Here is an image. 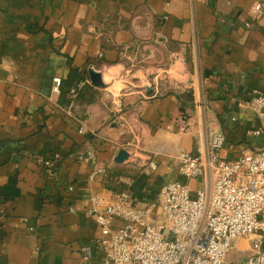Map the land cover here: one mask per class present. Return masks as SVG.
<instances>
[{
  "label": "crops",
  "instance_id": "crops-1",
  "mask_svg": "<svg viewBox=\"0 0 264 264\" xmlns=\"http://www.w3.org/2000/svg\"><path fill=\"white\" fill-rule=\"evenodd\" d=\"M255 2L0 0V264H83L101 236L87 197L113 180L145 202L172 182L195 194L202 181L179 174L176 157L205 154L214 133L226 138L225 158L264 151V137L249 136L264 128L250 107L264 92ZM139 48L144 79L125 90L128 81L108 83L106 71L125 76L121 62ZM90 67L103 70L105 88L92 85ZM87 81L78 99L65 94ZM122 150L130 159L118 164ZM89 154L115 176L91 182ZM55 155L50 170L38 162Z\"/></svg>",
  "mask_w": 264,
  "mask_h": 264
},
{
  "label": "built area",
  "instance_id": "built-area-1",
  "mask_svg": "<svg viewBox=\"0 0 264 264\" xmlns=\"http://www.w3.org/2000/svg\"><path fill=\"white\" fill-rule=\"evenodd\" d=\"M250 14L253 20L264 15V2L256 0ZM87 84L71 90V98ZM54 92L62 94L61 79H55ZM250 107L264 120V92H254ZM122 108L120 101L119 113ZM249 136L264 137V128ZM225 145V136L214 133L205 154L177 155L179 174L202 181L195 194L188 183L172 182L145 202L121 180H113L104 193L90 194L88 215L101 236L83 249V264H264V151L243 149L228 159L222 154ZM59 159L38 162L50 170ZM87 159L94 166L90 181L106 182L107 169L92 154ZM150 169L157 165L151 163Z\"/></svg>",
  "mask_w": 264,
  "mask_h": 264
},
{
  "label": "rangeland",
  "instance_id": "rangeland-1",
  "mask_svg": "<svg viewBox=\"0 0 264 264\" xmlns=\"http://www.w3.org/2000/svg\"><path fill=\"white\" fill-rule=\"evenodd\" d=\"M129 55H133V54H129ZM128 57H125L124 60L121 62L124 64V67L127 70L126 71L127 74L125 73V76H123L124 74L122 75V74L116 73L114 71H112L113 73H111V74H110V72L106 71V78L108 79L109 82H112V81H121V82L126 81L127 82L128 81V83L124 84V86H125L124 90L128 89V87L132 88V86L136 85L137 76H140L144 79L142 74L136 75L138 73L137 71L141 69L140 67H142V64H138V61H135V60H129ZM102 71L103 70H101V72ZM145 80H146V78H145Z\"/></svg>",
  "mask_w": 264,
  "mask_h": 264
},
{
  "label": "water",
  "instance_id": "water-1",
  "mask_svg": "<svg viewBox=\"0 0 264 264\" xmlns=\"http://www.w3.org/2000/svg\"><path fill=\"white\" fill-rule=\"evenodd\" d=\"M88 74H89V78H90V81H91L93 86H95L97 88H105L106 87V84L104 82V78H103L101 71H97L93 67H90ZM147 91L150 92L151 89L148 88ZM129 159H130V154L126 150H122L118 154V156L116 157L115 162L118 164H123L126 161H128Z\"/></svg>",
  "mask_w": 264,
  "mask_h": 264
},
{
  "label": "trees",
  "instance_id": "trees-1",
  "mask_svg": "<svg viewBox=\"0 0 264 264\" xmlns=\"http://www.w3.org/2000/svg\"><path fill=\"white\" fill-rule=\"evenodd\" d=\"M130 51H131V50H130ZM132 53H133V52H132ZM75 78H77V80H78V77H75ZM85 79H86V75H85V77L80 78L79 81L82 82V81H84ZM70 82H71V81H70ZM78 87H79V84H78L77 87H75V88H78ZM86 87H87V85H86ZM84 89H85V87L82 88V89L78 92V96H77L74 100L78 99L79 96H81V93L84 91ZM90 89L94 90L93 87H90ZM64 92H65V91H64ZM62 93H63V88H62ZM65 94L68 95V97L70 98V97H71V95H70V94H71V89H69L68 91H66ZM94 94H96V92H93V95H94ZM107 172H108L110 175L115 176L113 171L108 170Z\"/></svg>",
  "mask_w": 264,
  "mask_h": 264
},
{
  "label": "bare ground",
  "instance_id": "bare-ground-1",
  "mask_svg": "<svg viewBox=\"0 0 264 264\" xmlns=\"http://www.w3.org/2000/svg\"><path fill=\"white\" fill-rule=\"evenodd\" d=\"M104 82H106V81H104ZM107 82H109L108 79H107Z\"/></svg>",
  "mask_w": 264,
  "mask_h": 264
}]
</instances>
